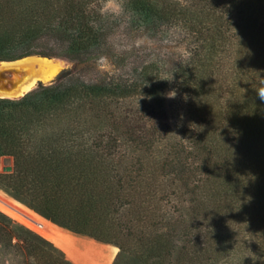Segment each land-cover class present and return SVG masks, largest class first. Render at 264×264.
I'll return each instance as SVG.
<instances>
[{
    "label": "trees",
    "instance_id": "1",
    "mask_svg": "<svg viewBox=\"0 0 264 264\" xmlns=\"http://www.w3.org/2000/svg\"><path fill=\"white\" fill-rule=\"evenodd\" d=\"M105 1L0 0V62L108 55L116 71L66 69L0 98V159L13 160L0 189L62 233L119 247L112 264H264V0H122L128 28L183 35L163 61L113 53ZM0 264L76 263L0 211Z\"/></svg>",
    "mask_w": 264,
    "mask_h": 264
},
{
    "label": "rangeland",
    "instance_id": "2",
    "mask_svg": "<svg viewBox=\"0 0 264 264\" xmlns=\"http://www.w3.org/2000/svg\"><path fill=\"white\" fill-rule=\"evenodd\" d=\"M105 2H102L100 7L102 13L107 17L105 27L108 31L107 33L109 34L108 42H110L109 46L112 47L113 53H119L120 51H122V49L125 51L129 50V52L133 56H139V59L144 61L158 59H161L162 61L168 60L171 56L173 57L172 54H175L174 57H177L179 54L181 55V53H183L186 42L184 41L183 35L179 31L171 28H164L162 30H159V28L156 27L150 29L141 27L138 28L137 26L130 29L128 27L129 23L131 22V15L125 10L122 0L121 2L123 10L119 15L105 12L103 10ZM102 57H105L109 62V66L106 68L98 67L99 59L95 62L79 63L70 61L65 58H44L50 61V65H56L59 68L58 71H56L55 73H51L47 78L41 77V74L39 73V67L35 64L36 60H26L24 61V64L21 65L25 66L26 68L27 65H29V67L32 66L35 72L34 75L36 76V82L41 81L43 84H50L61 71L66 69L73 71L75 74H77V76L79 75L83 78L89 79H97L100 75H103L105 73L116 74L110 57L108 55L107 57ZM16 68L17 67L15 66V64H4L0 62V80L12 81L16 79L19 74L22 75L23 71H20L21 67H19V69ZM123 73L127 75L130 74L131 71L129 69H125L123 70ZM167 75L171 77V74L168 73ZM176 87V83H171L170 87H168L167 91L165 92L166 97L164 100V110H166V115L172 122L179 123L181 117H183L182 115H185L186 112L185 97ZM8 166H10L11 168L13 167L12 158H1L0 171L4 172V170ZM0 197L10 202L18 209H21L23 212H27V209L30 210L25 205L7 195L1 189ZM0 211L16 222H19L24 226L32 229L1 207ZM58 228L63 231V243L56 242L41 233L39 234L52 241L56 246L62 249L68 256V258H70L76 264H112L119 252V247L114 244L103 243L92 238L73 234L60 227Z\"/></svg>",
    "mask_w": 264,
    "mask_h": 264
},
{
    "label": "bare ground",
    "instance_id": "3",
    "mask_svg": "<svg viewBox=\"0 0 264 264\" xmlns=\"http://www.w3.org/2000/svg\"><path fill=\"white\" fill-rule=\"evenodd\" d=\"M27 60H36L35 64L39 67V73L41 74L42 78H47L50 76L51 73H55L59 70L58 66L50 65V61L43 58H28ZM31 87V84L25 88L28 90ZM0 207L10 213L12 216L16 217L36 232L43 234L46 237L51 238L56 242L63 243L64 241V234L44 221L38 219L34 215L29 212H23L21 209H18L10 202L6 201L4 198L0 197ZM59 243V244H60Z\"/></svg>",
    "mask_w": 264,
    "mask_h": 264
},
{
    "label": "water",
    "instance_id": "4",
    "mask_svg": "<svg viewBox=\"0 0 264 264\" xmlns=\"http://www.w3.org/2000/svg\"><path fill=\"white\" fill-rule=\"evenodd\" d=\"M43 58L44 57H38V56H30L26 57L17 61H11V62H1L4 64H15L17 67L16 69H19L21 67L20 71L22 72V75L19 74L16 79L12 81H5L0 80V98H10V99H18L23 97L25 94L30 92L32 89H34L39 82H36V76L34 75L35 72L32 68V66L29 67L27 65V68L25 66H22L21 64H24V61H26L28 58ZM31 84V87L28 90H25L26 87H28ZM12 95V96H11ZM12 97V98H11ZM12 168L8 166L4 171H11Z\"/></svg>",
    "mask_w": 264,
    "mask_h": 264
},
{
    "label": "clouds",
    "instance_id": "5",
    "mask_svg": "<svg viewBox=\"0 0 264 264\" xmlns=\"http://www.w3.org/2000/svg\"><path fill=\"white\" fill-rule=\"evenodd\" d=\"M103 10L114 15H119L123 10L122 2L121 0H106ZM108 66L109 62L107 59L105 57H100L98 60V67L106 68ZM257 95L261 100H264V88H261Z\"/></svg>",
    "mask_w": 264,
    "mask_h": 264
}]
</instances>
